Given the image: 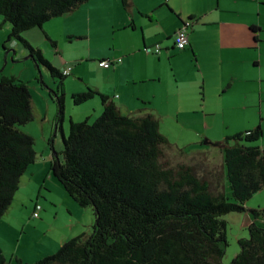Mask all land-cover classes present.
I'll list each match as a JSON object with an SVG mask.
<instances>
[{"label": "rangeland", "instance_id": "obj_1", "mask_svg": "<svg viewBox=\"0 0 264 264\" xmlns=\"http://www.w3.org/2000/svg\"><path fill=\"white\" fill-rule=\"evenodd\" d=\"M167 1H170V5L166 6L165 0H136L137 29L120 32L124 33L120 35L139 38L141 48L142 36L147 46L158 44L163 50L171 48V38L166 39L162 35L156 39V35L164 30L170 32L171 37L179 23L177 15L186 20L194 14L196 19V12L206 13L209 9L213 10L212 14H206L200 21L218 17L264 26V5L259 6L264 1ZM216 4L226 13L215 12ZM119 11L120 15L123 14L119 0H90L72 13L46 22L41 28L21 33V38L34 49H39L54 68L60 72L68 68L70 70L62 81L64 97L60 123L56 120V101L52 94L50 96V91L57 90L59 79L51 77L44 66H36L18 39L8 40L11 25L0 15V79L14 77L27 84L33 120L17 128L34 139L36 152V161L21 176L19 188L8 209L9 212L19 213L24 223V227L12 226L6 230L5 247L1 250L8 264H15L14 257L21 258L23 263L33 264L55 254L65 241L91 231L95 221L92 208L79 207L67 195L49 172L50 156L52 152L62 151V136H68L70 121L86 120L91 124L102 113L98 96L76 105L73 94L90 88L118 103L119 64L105 71L97 64L100 59L121 58L119 46L123 41H119ZM123 11L128 14V11ZM144 12L153 15L155 21L140 15ZM198 25L195 24V27ZM210 30L205 39L200 40L201 58L194 59L188 48L183 51L175 48L164 50L159 61L156 56H150L148 79L130 84L128 88L134 95L143 96L136 114L152 113L158 119L160 133L171 146L166 151V158L173 165L180 162L192 164L199 176L206 175L216 185L215 175L221 177L220 182L223 180V152L215 144L260 125L263 136L250 145L264 149V49L261 58L256 51L239 57L245 66L246 77L251 78V82L235 81L231 88L220 91L216 85L226 80L225 76L238 70L239 58L232 54L226 56L225 53L220 57L222 52L215 43V38L220 34L219 28L217 26ZM149 36L157 43H149ZM206 38H209L208 43ZM142 52L146 56L145 51ZM258 60L262 62L261 67L254 66ZM112 89L114 91L109 93L111 96L103 93L111 92ZM116 106L119 107V104ZM205 141L209 144H204ZM223 191L229 196L226 179ZM36 204L40 206V216L32 219L30 215ZM245 208L264 209V189L251 196L245 202ZM4 215L2 218L7 219V214ZM223 219L226 222L228 245L222 264H230L240 250L238 240L249 237L248 226L252 221L247 213H230ZM259 223L264 227V223Z\"/></svg>", "mask_w": 264, "mask_h": 264}, {"label": "trees", "instance_id": "obj_2", "mask_svg": "<svg viewBox=\"0 0 264 264\" xmlns=\"http://www.w3.org/2000/svg\"><path fill=\"white\" fill-rule=\"evenodd\" d=\"M88 1L0 0V15L11 25L8 40L18 39L35 65L44 66L60 81L57 90L50 91L58 123L65 76L20 35ZM120 2L129 11L130 0ZM94 96L100 98L102 113L91 124L70 121L68 136H62L63 149L52 152L49 165L67 195L79 207L92 208L94 224L90 232L64 242L55 254L33 264H222L228 245L223 216L230 213H247L252 221L249 237L238 240L240 250L230 264H264V227L259 225L264 223V209L245 208V202L264 189V149L250 145L262 138L260 125L220 143L223 180L215 175L213 185L192 164L173 165L166 158L171 146L154 114L123 115L108 96L90 88L72 99L78 105ZM32 120L27 84L1 78L0 219L21 176L36 161L34 139L17 128ZM225 179L229 196L223 191ZM0 264H8L1 248Z\"/></svg>", "mask_w": 264, "mask_h": 264}, {"label": "crops", "instance_id": "obj_3", "mask_svg": "<svg viewBox=\"0 0 264 264\" xmlns=\"http://www.w3.org/2000/svg\"><path fill=\"white\" fill-rule=\"evenodd\" d=\"M259 1H264V0H259ZM89 2V1H88ZM87 2V3H88ZM131 3V7L128 11V14H126L123 11V7L121 5V2L119 0V8L122 10L123 14L121 13L120 15V11H119V41H123L121 43V45L119 46V57L122 58V62L119 64V96H118V103L116 105L119 104V110L123 115H134L136 114V111L140 110V103L139 100H143V96H141L140 94H136L134 95V93H132V91L129 90V86L130 84H136L138 82H144L146 81L148 78L147 73H148V60L150 59V56H156L157 57V61L160 60V55L161 53L166 50V51H170L171 49H174L173 47V35L176 31V29L180 26L181 21L184 20V18H182L181 16L177 15V20L179 23H177L176 28L174 29L173 33L171 34L170 37V32H165L164 30H161L160 33L158 34V36L156 35V39L158 37H162V35H164L163 37L168 39L171 38L172 40V46L171 48H166V49H162L160 50V52L157 55H148L146 54V56H144L142 49L144 46L146 45V41L142 36V48L140 47V39H136L135 37H130L128 35H120V34H124V33H120V32H128L129 30L132 31H136V26H135V21L136 19V13H138V10H136L137 8H135V3L136 0H130ZM164 4L167 6L168 4L170 5V1L165 0ZM163 5V4H160ZM264 3H259V6H263ZM172 7V6H171ZM154 9V8H153ZM219 9V5H215L214 7V11L216 12H220V13H226L224 10ZM213 12L212 9L207 10L206 13H202V12H196L197 13V18L195 19L196 16H191L193 17V19H195V24L199 25L197 27H195V24L192 28V30L189 32V47L188 49L190 50L191 54L193 55L194 59H196V57L199 59L201 58L199 55L202 52V49L200 47V43H201V38L205 39V36L211 32V28L217 27L219 28V32L220 34L218 35L217 38H215V43H216V48H218L222 54L220 55V57L224 56V53L226 54V56H228L229 54L232 55H237L238 58L240 56H242L245 53H250L251 51L255 52L256 54L258 53V56H260V58L262 57V51L264 49V39L262 38V33H264V26L262 24H258L257 26L250 23H246L245 21H228L225 19H218V17L212 18V20H201L200 18H203L206 16V14L211 15ZM145 14L140 13V15L145 16L146 18H148V20L150 21H155L153 15H146V12H144ZM202 14V15H198V14ZM128 16V17H127ZM151 17V19H149ZM188 19V18H187ZM251 27H255L258 28L257 31H252ZM209 38H206V43H208ZM147 41L149 43L155 44L157 42H154L155 39L151 36L147 37ZM212 42V41H211ZM198 44V45H197ZM202 45V43H201ZM210 46L213 44H209ZM153 46V45H151ZM161 47V46H160ZM207 49V48H206ZM218 51V50H217ZM229 58V57H228ZM108 59V58H106ZM100 60H104V59H100ZM99 60V61H100ZM154 62L155 60L152 59ZM220 61V60H219ZM236 61V60H234ZM142 62H144V65L142 64ZM240 67L238 68V70L236 72H232V74H228L227 76H225L224 79L226 80H221L220 83H218L216 86L220 91L225 92L226 89H229L232 87V85L234 84L235 81L237 82H251V78H247L246 77V69L244 64H242V59L239 58L238 61ZM98 65V64H97ZM255 67H261L262 66V62L261 60H258L257 62H255L254 64ZM99 67V66H98ZM100 69H102L103 71H105L103 68L99 67ZM62 73V72H61ZM151 80H153L154 78H150ZM262 81V78L261 80ZM114 89V88H113ZM111 92H103L106 95L111 96L112 91ZM97 91V90H96ZM148 99V98H146ZM52 160V153L50 156V162ZM35 208V206H34ZM34 208L32 210V212L34 211ZM31 212V215H32ZM7 214V215H6ZM5 215L7 216V219L2 218L0 221V248L2 249V247H5L3 245H5V236H6V232L8 233L7 228L8 227H15L18 228V226L20 227H24V223L21 221V215L19 213H15V212H9L7 210V212L5 213ZM4 215V216H5ZM30 215V218H31ZM40 216V214H39ZM66 242V241H65ZM16 257H14L15 259ZM20 260H22L21 258H18ZM7 260V259H6ZM23 261V260H22Z\"/></svg>", "mask_w": 264, "mask_h": 264}, {"label": "built area", "instance_id": "obj_4", "mask_svg": "<svg viewBox=\"0 0 264 264\" xmlns=\"http://www.w3.org/2000/svg\"><path fill=\"white\" fill-rule=\"evenodd\" d=\"M195 20H183L180 24V26L176 29L174 35H173V47L179 51H183L186 48L189 47V32L192 30ZM143 51H145L146 54H152V55H157L161 47L158 44H155L153 46H144ZM122 62V58L118 59H104L98 61V66L103 68V69H110L114 68L116 65L120 64ZM69 68L64 70L61 74L63 76H68L69 75ZM39 211H40V206L35 205L34 211L32 212L31 218L36 219L39 218Z\"/></svg>", "mask_w": 264, "mask_h": 264}, {"label": "water", "instance_id": "obj_5", "mask_svg": "<svg viewBox=\"0 0 264 264\" xmlns=\"http://www.w3.org/2000/svg\"><path fill=\"white\" fill-rule=\"evenodd\" d=\"M204 144H209V142L205 141ZM216 146H219L220 143L215 144Z\"/></svg>", "mask_w": 264, "mask_h": 264}]
</instances>
